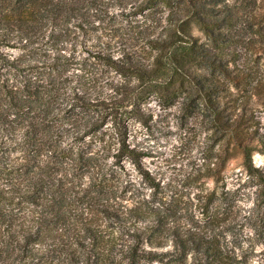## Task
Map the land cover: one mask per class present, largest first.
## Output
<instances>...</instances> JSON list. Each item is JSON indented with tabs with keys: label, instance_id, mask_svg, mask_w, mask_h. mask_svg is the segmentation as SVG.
<instances>
[{
	"label": "trees",
	"instance_id": "1",
	"mask_svg": "<svg viewBox=\"0 0 264 264\" xmlns=\"http://www.w3.org/2000/svg\"><path fill=\"white\" fill-rule=\"evenodd\" d=\"M115 1L122 10L130 4L125 15L159 8L165 22L158 32L153 25L108 32L96 20ZM257 7L256 0H0V264H183L190 254L197 264H264L237 237L229 246L223 229L215 230L228 218V190L217 184L203 192L196 205L204 216L183 220L177 199L144 166L143 149L118 129L98 148L79 143L90 132L80 133L81 117L57 112L89 108L94 92L83 78L106 66L129 76L113 88H125L135 102L152 89L168 103L203 110L217 130L229 126L233 152L264 187L242 128L254 117L253 96L264 105V72L248 57L250 47L264 50V25H253ZM49 21L51 41L67 38L75 49L61 48L54 62L40 65L10 58L3 46L36 41ZM77 44L100 62L78 59ZM222 148L208 168L216 182ZM127 161L140 185L122 178L117 166ZM171 237L175 251H159Z\"/></svg>",
	"mask_w": 264,
	"mask_h": 264
},
{
	"label": "rangeland",
	"instance_id": "2",
	"mask_svg": "<svg viewBox=\"0 0 264 264\" xmlns=\"http://www.w3.org/2000/svg\"><path fill=\"white\" fill-rule=\"evenodd\" d=\"M256 1L260 12L257 13L254 21L253 18L249 19L253 21L255 28L258 24L264 25V0ZM122 9L123 6L119 2L111 3L109 11L102 15L104 19L101 22V19H97L96 24L101 28L108 27V32L112 31L110 27H116L121 30L120 32L127 29L133 33L149 25H153L151 29L158 32L165 22L166 12L163 13L159 8L157 10L155 7H150L146 10L147 13L129 15L123 14L122 11H131L130 4L125 10ZM53 28L54 25L50 22L38 32L36 41L16 39L11 45L3 48L10 58H17V62L39 65L44 62H54L50 56L57 55L61 48H66L64 51L67 52L75 48L72 46V40L67 38L66 41L62 43L59 41L55 45L50 39V34L54 32ZM194 32L203 36L197 25ZM76 46L78 59L89 56V52L84 50L81 44ZM116 54L117 57L121 56L120 52ZM248 57L249 62H259L260 72H264L262 48L250 47ZM82 62L100 61L89 56ZM128 79V75L124 76L114 69L100 65L93 75L89 74L83 78V81H87L88 85L92 86L94 92L89 99V108H85L84 112L79 109L67 112L58 109L57 112L59 116L67 117V120L81 117V123H78L81 128L80 133L89 130L90 132L84 139L79 140V143L98 148L105 142L109 143L118 129L129 143L143 149L147 154L143 158L144 166L160 183L162 193L166 197L174 195L177 199L179 204L177 215L183 220L187 219L191 222L192 216L197 219L204 216L201 212L202 207L196 205L197 197L203 192L212 190L217 184L219 191L228 190L230 197L228 218L226 223L222 221L221 224H214L215 230L223 229V236H226L223 240H226L229 246L237 244L238 241L235 240L237 237L253 260L264 256V187L256 176L247 173L242 156L233 152L229 126L217 130V126L212 121L211 123L208 121L203 110L192 112L188 108H183L180 99L168 103V99L152 89L146 90L135 102L134 97L125 88L122 87L119 91L113 88L116 84L128 82ZM250 104L252 109L248 110V114H253L254 117L249 121L251 124L242 127L243 136L247 137V141L253 147V163L264 174V105L255 95ZM94 121L96 123L89 129V124ZM221 146H224L223 167L221 178L216 182L215 175L208 173V168L210 162H212L211 166H214V162L219 158L218 152ZM108 160L112 162L114 157L111 156ZM117 168L123 179L140 185L142 176L130 161H127L123 168L120 169L119 166ZM255 228L262 232V237L256 236ZM174 244V239L171 237L168 245L158 250L175 251ZM245 251L238 250L239 257L246 253ZM192 256L190 254L183 264H197Z\"/></svg>",
	"mask_w": 264,
	"mask_h": 264
}]
</instances>
